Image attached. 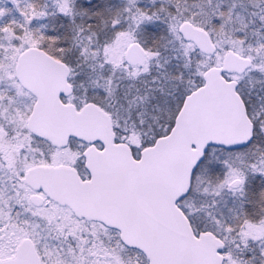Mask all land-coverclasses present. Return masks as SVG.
<instances>
[{
  "label": "snow or ice",
  "instance_id": "snow-or-ice-1",
  "mask_svg": "<svg viewBox=\"0 0 264 264\" xmlns=\"http://www.w3.org/2000/svg\"><path fill=\"white\" fill-rule=\"evenodd\" d=\"M0 264H264V0H0Z\"/></svg>",
  "mask_w": 264,
  "mask_h": 264
}]
</instances>
